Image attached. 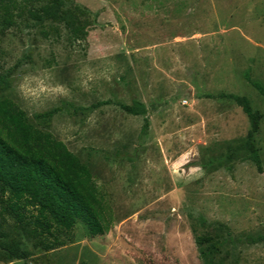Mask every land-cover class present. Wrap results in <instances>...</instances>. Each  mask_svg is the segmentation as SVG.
Wrapping results in <instances>:
<instances>
[{
    "label": "rangeland",
    "instance_id": "374dc122",
    "mask_svg": "<svg viewBox=\"0 0 264 264\" xmlns=\"http://www.w3.org/2000/svg\"><path fill=\"white\" fill-rule=\"evenodd\" d=\"M63 2L85 11V37L74 40L57 24L45 39L43 24L28 16L0 32V72L9 80L0 96L87 167L111 225L91 237L77 222L55 234L53 249L18 262L0 254V264H202L201 236L216 242L215 264H264V0ZM84 65L97 73L111 66L115 75L85 92L76 86ZM45 69L70 98L39 106L22 98L21 79ZM219 94L244 97L263 114L256 126ZM133 102L143 115L120 108ZM49 110V118L37 117ZM92 114L96 127L82 134ZM69 123L79 125L71 140ZM0 225L18 238L5 212Z\"/></svg>",
    "mask_w": 264,
    "mask_h": 264
},
{
    "label": "trees",
    "instance_id": "16d2710c",
    "mask_svg": "<svg viewBox=\"0 0 264 264\" xmlns=\"http://www.w3.org/2000/svg\"><path fill=\"white\" fill-rule=\"evenodd\" d=\"M38 0H0V32L15 26L28 16L39 26L47 23L48 30L40 28L43 38L53 25H63L74 40L85 37L88 25L85 11L68 8L63 0H51L36 5ZM8 72H0V92L8 88ZM262 92L259 87H256ZM232 100L248 117L253 128L259 115L252 112L244 97L219 94ZM127 114L143 115L142 104L133 102L121 105ZM54 110L37 115L49 118ZM143 127H146L144 123ZM250 157L258 165L257 152L247 142ZM3 206V207H2ZM0 212L6 213L17 225V239L10 238L0 225V254L7 262L25 260L59 245L55 234L70 231L75 223H81L89 236L105 234L111 225V214L103 194L98 190L87 167L66 146L50 133L29 123L25 113L10 99L0 96ZM33 226L30 230L26 227ZM29 238L34 239L33 242ZM261 238L248 237L256 244ZM198 256L202 264H215L216 242L209 236L196 238Z\"/></svg>",
    "mask_w": 264,
    "mask_h": 264
},
{
    "label": "clouds",
    "instance_id": "9594fccd",
    "mask_svg": "<svg viewBox=\"0 0 264 264\" xmlns=\"http://www.w3.org/2000/svg\"><path fill=\"white\" fill-rule=\"evenodd\" d=\"M78 82L77 85L83 91L89 92L92 90L93 84L98 80H104L110 83L113 75H115L114 67H105L100 72H94L89 65H84L78 72ZM54 75L48 69L43 70L41 74L38 75H25L20 83L17 85V90L22 96V98L33 105H42L43 102L50 97H63L70 98L71 89L61 83H54ZM97 123V118L95 114L89 115L85 119L86 127L82 130V134L89 131L91 128H95ZM79 130V125H72L69 123L64 129L66 138L71 140L75 133ZM114 137L119 139V133H114Z\"/></svg>",
    "mask_w": 264,
    "mask_h": 264
}]
</instances>
